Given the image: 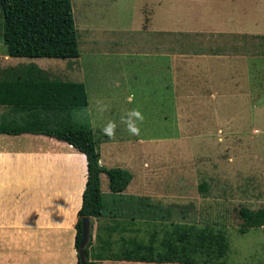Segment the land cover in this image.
<instances>
[{"label": "rangeland", "instance_id": "374dc122", "mask_svg": "<svg viewBox=\"0 0 264 264\" xmlns=\"http://www.w3.org/2000/svg\"><path fill=\"white\" fill-rule=\"evenodd\" d=\"M70 2L79 56L10 57L5 56L0 41V78L16 72L18 64L30 62L41 65L49 77L71 78L76 74L73 80L84 84L87 105L74 111V120L90 125L97 142L104 139L101 129L106 122H117L119 149L112 151V157L115 167L131 165L132 172L121 167L131 173V180L115 197L108 191L106 177L102 178L104 212L126 211L121 202H132L129 197H147L172 211L176 223L186 224L184 227L195 224L209 229L216 225L224 229L230 250L237 249L238 259L245 261L235 264H264V229L237 231L244 225H264V214L252 218L247 215L264 212V0ZM86 6L97 12L107 11L106 15L94 16L90 24L93 32L81 21L80 11ZM146 16L152 17V27L160 26L163 18L164 25L171 28L170 38H164V49L169 42L170 65L177 70L200 58L192 54L227 56L230 67L224 77L215 70L212 81L204 84L216 93L213 103L193 104L196 100L190 97L181 114L177 113L179 106L167 105L159 78L143 67V50H133L143 37L136 28L144 18L147 21ZM200 29L204 31H188ZM123 43L128 50H118ZM177 73L171 72L172 80ZM195 75L191 69L186 77L196 79ZM102 81L110 90L104 96L109 111L103 115L96 111ZM194 86L188 83L187 92L200 90ZM130 94L135 97L132 103L125 98ZM133 108L145 117L139 136L130 135L120 122L121 116ZM6 111L0 106V112ZM106 149L107 144L104 153ZM118 200L121 202L117 204ZM134 221L147 222L138 223L142 228L149 224L156 229L167 223ZM192 247L194 252L211 254L210 242Z\"/></svg>", "mask_w": 264, "mask_h": 264}, {"label": "crops", "instance_id": "0c3cea01", "mask_svg": "<svg viewBox=\"0 0 264 264\" xmlns=\"http://www.w3.org/2000/svg\"><path fill=\"white\" fill-rule=\"evenodd\" d=\"M80 14L81 21L93 32L90 24L93 23L94 16L106 15L107 11L97 12L91 6H86ZM146 18L147 21H144V18L136 28V31L143 32V37L140 39L139 47L133 50H143V63L146 64L143 67H146L147 73L159 78L160 88L165 91L163 97L166 98L167 105L179 106L177 113L181 114L189 104L187 99L190 97L196 100L193 104L213 103L212 98L216 93L213 94L204 84L205 81H212L215 70L221 76L224 75L230 67L227 56L192 54L200 58L193 60V65L177 70L170 65L169 42L164 49V38H170L171 28L164 25L163 18L161 25H157L156 28L151 26L152 17ZM188 31L201 32L204 29ZM118 50L128 49L123 43L119 45ZM35 65L44 69L41 65ZM191 69L194 75L198 74L195 75L196 79L186 77ZM171 72H178V76L172 75L173 80ZM74 75L75 77L60 79L74 81L76 74ZM171 82H174L175 86L171 87ZM188 83L191 84V88L194 83L200 90L194 86V93L187 92ZM109 91L107 84L102 81L98 88L102 102L105 103L107 97L104 96L108 95ZM125 98L127 101V97ZM2 113L4 112H0V115ZM180 117L178 120H181ZM103 137L100 143L95 139L99 164L107 168L115 167L112 151L119 149V146L116 139L111 140L105 135ZM105 144L107 149L104 153ZM120 167L132 172L130 164L126 163ZM103 177L106 176L101 172L100 186ZM85 179V157L69 144L39 134L0 133V264H78L73 244L74 224L77 210L81 205ZM87 218L89 225L85 259L90 262L142 264L245 262L238 259L237 249L230 250L226 232L222 228L226 240V250L222 258L208 262L183 261L173 256L178 251L176 249L178 242L170 238L168 233L171 232V228L166 226L167 223H162L161 227L156 229V225L152 228L149 224L142 228L138 223L147 222H136L135 219L108 216ZM214 227L217 229L220 226ZM254 227L264 229V225H244L238 227L237 231L244 233Z\"/></svg>", "mask_w": 264, "mask_h": 264}, {"label": "trees", "instance_id": "16d2710c", "mask_svg": "<svg viewBox=\"0 0 264 264\" xmlns=\"http://www.w3.org/2000/svg\"><path fill=\"white\" fill-rule=\"evenodd\" d=\"M0 41L5 46V55L10 57L77 58V32L70 0H0ZM86 105L87 95L82 82L49 77L46 70L33 63L18 64L16 72L10 71L9 76L0 78V106L7 108L0 115V133L53 137L85 157L86 179L74 224L75 249L81 239L80 217L108 216L167 222L171 228L168 234L178 242L176 249L180 250L173 256L180 260L208 262L222 258L226 240L221 228L211 225L208 229L195 224L184 227L187 225L176 223L170 214L172 211L157 206L147 197H129L132 202L127 200L126 203L118 200L117 204L121 202L126 211H103L99 174H105L109 192L116 197L126 188L131 173L121 167L107 168L98 163L99 153L91 127L77 123L73 118L74 111ZM112 202L116 204L114 198ZM262 214L264 212L247 213L250 217ZM207 242H210L211 254L191 249L195 243L204 245ZM86 247L85 243L82 248L84 257ZM83 264L142 263H100L84 258Z\"/></svg>", "mask_w": 264, "mask_h": 264}, {"label": "clouds", "instance_id": "9594fccd", "mask_svg": "<svg viewBox=\"0 0 264 264\" xmlns=\"http://www.w3.org/2000/svg\"><path fill=\"white\" fill-rule=\"evenodd\" d=\"M134 95H129L127 97V102L132 103L134 101ZM96 111L103 115V113L109 111V105L104 102L96 101ZM144 115L139 109L133 108L128 110L121 116L120 122L126 127V130L130 135L139 136L140 135V125L144 122ZM117 122L114 120H108L106 124L102 127V133L109 139H115L116 137ZM256 134H259V129L255 130ZM99 163V162H98Z\"/></svg>", "mask_w": 264, "mask_h": 264}, {"label": "water", "instance_id": "95a60500", "mask_svg": "<svg viewBox=\"0 0 264 264\" xmlns=\"http://www.w3.org/2000/svg\"><path fill=\"white\" fill-rule=\"evenodd\" d=\"M80 219H81V235H80L81 239L77 247L76 253L78 254V257H79V261L77 260L78 264H83V259L85 257H84L82 248L84 244L87 242L89 222H88L87 216H81Z\"/></svg>", "mask_w": 264, "mask_h": 264}]
</instances>
